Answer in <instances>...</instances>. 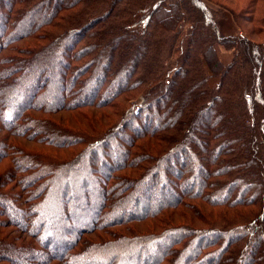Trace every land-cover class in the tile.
<instances>
[{"label":"trees","instance_id":"obj_1","mask_svg":"<svg viewBox=\"0 0 264 264\" xmlns=\"http://www.w3.org/2000/svg\"><path fill=\"white\" fill-rule=\"evenodd\" d=\"M230 1L0 0V264H264V0Z\"/></svg>","mask_w":264,"mask_h":264},{"label":"rangeland","instance_id":"obj_2","mask_svg":"<svg viewBox=\"0 0 264 264\" xmlns=\"http://www.w3.org/2000/svg\"><path fill=\"white\" fill-rule=\"evenodd\" d=\"M232 1H234V0H231L229 3H232ZM238 2L239 3H242L243 2V0H235V3L236 4H238ZM234 4V3H233ZM107 51V50H106ZM102 54L104 53V52H102V51H100ZM221 53V52H220ZM222 54H225V52L223 51V53ZM104 55V54H103ZM221 57H223L222 55H221ZM53 58V57H52ZM41 63H44L43 62V60H42V62ZM52 64V63H54V61L53 60H51L50 58H47V60H46V63L45 64H43V66H42V68H46V67H48L49 66V64ZM101 69H103V70H105V67H102ZM37 71H38V68L36 69ZM46 70V69H45ZM50 73H52V71H50ZM51 76H53V75H51ZM62 114V113H61ZM154 186H156V185H154ZM158 186V185H157Z\"/></svg>","mask_w":264,"mask_h":264}]
</instances>
